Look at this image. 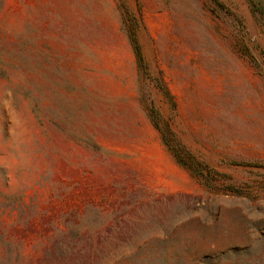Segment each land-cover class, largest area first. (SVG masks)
Instances as JSON below:
<instances>
[{
	"label": "rangeland",
	"instance_id": "374dc122",
	"mask_svg": "<svg viewBox=\"0 0 264 264\" xmlns=\"http://www.w3.org/2000/svg\"><path fill=\"white\" fill-rule=\"evenodd\" d=\"M0 264H264V0H0Z\"/></svg>",
	"mask_w": 264,
	"mask_h": 264
},
{
	"label": "trees",
	"instance_id": "16d2710c",
	"mask_svg": "<svg viewBox=\"0 0 264 264\" xmlns=\"http://www.w3.org/2000/svg\"><path fill=\"white\" fill-rule=\"evenodd\" d=\"M135 50H136V54H137L138 58L141 60L142 59L141 50H140V47H139V44L137 43V41H135Z\"/></svg>",
	"mask_w": 264,
	"mask_h": 264
}]
</instances>
